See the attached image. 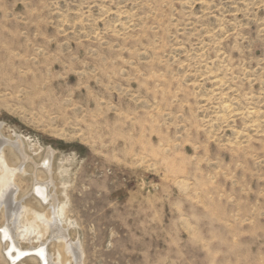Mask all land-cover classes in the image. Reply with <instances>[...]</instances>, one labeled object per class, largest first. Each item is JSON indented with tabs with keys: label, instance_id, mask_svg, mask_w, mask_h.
Instances as JSON below:
<instances>
[{
	"label": "rangeland",
	"instance_id": "rangeland-1",
	"mask_svg": "<svg viewBox=\"0 0 264 264\" xmlns=\"http://www.w3.org/2000/svg\"><path fill=\"white\" fill-rule=\"evenodd\" d=\"M0 131L81 264H264V0H0Z\"/></svg>",
	"mask_w": 264,
	"mask_h": 264
},
{
	"label": "bare ground",
	"instance_id": "bare-ground-1",
	"mask_svg": "<svg viewBox=\"0 0 264 264\" xmlns=\"http://www.w3.org/2000/svg\"><path fill=\"white\" fill-rule=\"evenodd\" d=\"M55 159L56 150L47 147L34 162L18 135L9 140L0 131V264H81L80 244L68 240ZM27 167L31 183L17 194L18 178ZM50 242L52 248L46 245Z\"/></svg>",
	"mask_w": 264,
	"mask_h": 264
}]
</instances>
